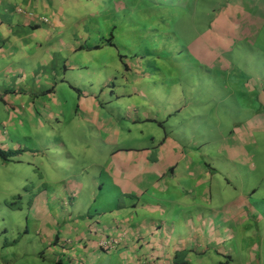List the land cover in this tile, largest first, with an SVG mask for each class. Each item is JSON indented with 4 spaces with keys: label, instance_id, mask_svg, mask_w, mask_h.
Instances as JSON below:
<instances>
[{
    "label": "crops",
    "instance_id": "0c3cea01",
    "mask_svg": "<svg viewBox=\"0 0 264 264\" xmlns=\"http://www.w3.org/2000/svg\"><path fill=\"white\" fill-rule=\"evenodd\" d=\"M224 5L226 9L217 14L210 30L191 44L190 52L198 55L201 69L216 66L204 60L205 53L215 50L208 47L209 42L218 46L226 41L232 51L237 37L247 45L264 41V0H225ZM91 7L100 16L89 20L86 15ZM110 10L115 19L105 28L101 17ZM89 25L95 28L94 36L90 35ZM136 29L137 0H0V145L6 152L0 151L10 158L16 154L23 157L22 152L29 150L21 143L13 144V149L5 144L13 125L19 129L24 125L28 130L31 123L36 132L48 126L55 133L67 119L76 125L77 132L89 135L94 144V148L81 146L91 166L82 164L74 176L90 177L79 191L73 188L67 198L58 190L52 195L40 192L35 196L30 214L43 235L42 247H52L55 253L61 240L71 236L72 248L62 253H81L77 264L85 260L98 264L107 254L116 255L121 264H264V180L257 186L245 184L244 177L238 183L231 181L232 176H243L244 171L249 178L264 172L254 146V139L259 141V135H264L259 123L250 130L245 128L236 138L239 148L244 145L243 151L235 143L232 149L223 147L220 154L215 145L210 151L197 153L201 147L197 141H190L187 131L183 139L176 138L175 123L171 122V118H187V106L180 102L183 91L172 86L165 91L166 103L152 101L150 86H136L129 81L138 72L139 63L123 62L116 74L107 68L106 80L96 83H103L99 90H85L72 81L95 66L105 69L100 59L111 56L113 49L127 42V33L132 36ZM118 55L121 61L126 57L120 50ZM220 63L218 59V66ZM112 65L117 71V65ZM252 90L261 106L264 94L259 86ZM135 96L137 103L131 102V113L139 114L137 110L148 99V108L153 112L144 110L142 118L132 114L127 117L133 126L127 129L129 134H133L134 127L146 123L135 132L142 138L131 147H116L124 130L115 120L116 108ZM54 120L58 126L53 125ZM49 161L52 166L51 158ZM47 162L41 158L38 165L44 168ZM96 177L110 179L112 193L125 200L120 207L114 203L103 213L101 230L88 237L87 244L74 246L79 226L75 200L72 217L68 216L74 228L64 220L60 232L51 226L59 225L61 207L66 202L71 204V197L80 194V199L83 192L100 185L94 181ZM106 186L101 185L100 191ZM244 186L246 191L242 190ZM101 201V208L106 210L105 198ZM28 231L26 228V235ZM245 236L248 240L252 236L251 242ZM101 243L106 245L101 247ZM21 251L6 247L2 258L10 261L7 264H17L11 258Z\"/></svg>",
    "mask_w": 264,
    "mask_h": 264
},
{
    "label": "rangeland",
    "instance_id": "374dc122",
    "mask_svg": "<svg viewBox=\"0 0 264 264\" xmlns=\"http://www.w3.org/2000/svg\"><path fill=\"white\" fill-rule=\"evenodd\" d=\"M224 1L137 0L139 29L134 30L132 36L129 33L125 34L127 42H122V45L113 49L109 54L111 56L107 54L104 60L100 59V62L105 64V69L101 70L100 67L95 66L94 69L97 71L92 69L90 73H81L72 81L85 90L92 87L97 89L99 86L101 88L103 83H96L106 80L107 68L110 69V73L116 74L115 72H120L123 62L139 63L138 72H135V77L129 81L136 86H150L154 93L152 101L166 103L165 91H169L172 86H178L177 89L184 93L180 102L187 106L185 110L187 118H171V122L175 123L176 138L183 139L187 131L190 141L195 139L198 146H201L197 153L210 151L211 145H215L218 154L221 153L223 147L227 146L232 149V146L238 143L236 138L242 131H245V128L250 130L259 123L262 129L260 132H264V103L259 106L258 95L252 90L253 87L259 86L261 93L264 94V56L262 54L264 41L256 45H247L240 42L237 37L234 39V42H237L236 49L232 51L231 44L226 41L218 46L209 42L208 47H213L215 50L213 53H205L204 60L216 66L212 67V70L210 66L201 69L198 55H195L193 50L192 53L190 52L191 44L210 30L217 14L226 9ZM99 16L100 12L98 13V10L93 7L86 15L89 20ZM113 19H115L114 11L106 12L101 17L103 26L108 28ZM88 29L91 31V36L96 34L95 28L89 25ZM124 43L126 44L123 45ZM202 46L205 47L204 44ZM119 50L121 55L126 56L122 61L118 55ZM218 59L221 60L219 66ZM112 63L117 65V71ZM117 77L119 79V76ZM104 90L108 91L107 88ZM138 90L141 92V89ZM132 91L136 94L134 89ZM172 92L180 93L179 90H172ZM149 100L142 103L139 110L136 109L139 114L130 112L131 102L132 105L137 103L136 96L126 99L122 107L116 108L117 119L115 120L123 125L124 129L119 135L120 143L116 147H131L136 140L142 138L141 133L135 132L146 123H141L137 128L134 127L133 134H129L127 129L133 126L127 122V117L132 114L142 118L144 110L153 112V109L148 108L151 104ZM190 107L191 114L188 113ZM53 125L58 126L55 120ZM153 125L148 124V126ZM167 125L172 128L170 124L167 123ZM28 126V130H25L24 125L21 129L13 125L10 129L11 136L5 142L10 145V149H13V144L25 145L29 150L26 153L22 152L24 156L21 157L19 154L11 156V154L8 165H6L7 161L0 158V256L2 258L6 247H10L22 249L17 257L11 258L12 262L17 264H77L76 261L81 253L76 255H72L71 252L62 253L63 250L72 248L70 242L73 241V237L71 236L69 240H61V243L57 245L59 250L55 253L52 252V247H42L41 241L44 238L37 229L35 220L31 218L30 210L34 206L35 196L40 192L52 195L58 190L65 194L64 198H67L70 192H73V188L75 191L80 190V186L90 178L87 174L84 179L74 177L78 174V169L82 164L90 165L88 154L81 146L85 144L84 148H94L93 141L89 135L77 132L76 125H72L70 119H67L61 126L59 125L55 133L48 126L41 132L34 131L31 123ZM232 135L233 138H231ZM259 136V141L254 139V143L257 144L254 146L258 148L257 158L264 167V140H262L264 135ZM243 146L241 144L239 148L237 144L239 151L245 150ZM0 150L6 152L1 145ZM218 157L221 158V156ZM41 158L44 162L48 161V166L42 168L38 165V160ZM50 158L52 166L49 164ZM19 160H22V163H19ZM96 164L101 163L93 165ZM241 175L243 176L240 174L232 176L231 181L238 183L244 177L245 184L257 186L264 180V172L261 175L254 174L253 178H249L246 171ZM94 181L100 182V185L90 190L92 195L89 191H85L80 199L78 198L80 194H75L74 198L71 197L72 203L66 202L61 207L62 214L57 220L59 225L51 226L57 232L61 231V220H64L67 226H72L73 222L68 216L71 215L72 204L75 200L73 205L78 214L76 217L79 220V226L77 228L78 241H74V246H79L81 243L87 244L88 237L90 239L92 235H96L101 230L99 226L102 225L103 213L108 212L114 203L120 207L125 200L124 197L112 193L109 186L112 184L110 179L96 177ZM103 184L107 186L100 191L99 187ZM242 190L246 191V187L244 186ZM104 191L105 195H103ZM104 198L106 210L100 206ZM72 219L75 220V218ZM26 228L30 231L29 235L25 234ZM245 239L249 243L252 236L249 240L245 236ZM85 255L87 259V254ZM60 260L62 261L59 262ZM78 260L81 261V259ZM86 261L82 264H94ZM9 262L4 258L0 260V264ZM98 264H121V262L116 255L107 254Z\"/></svg>",
    "mask_w": 264,
    "mask_h": 264
},
{
    "label": "trees",
    "instance_id": "16d2710c",
    "mask_svg": "<svg viewBox=\"0 0 264 264\" xmlns=\"http://www.w3.org/2000/svg\"><path fill=\"white\" fill-rule=\"evenodd\" d=\"M9 155H7V154H5V153H3V152H1L0 151V158L2 159V160H4V161H8L9 160V157H8Z\"/></svg>",
    "mask_w": 264,
    "mask_h": 264
},
{
    "label": "built area",
    "instance_id": "2783aa9c",
    "mask_svg": "<svg viewBox=\"0 0 264 264\" xmlns=\"http://www.w3.org/2000/svg\"><path fill=\"white\" fill-rule=\"evenodd\" d=\"M100 245H101V247H102V246H105L106 244H105V243H101Z\"/></svg>",
    "mask_w": 264,
    "mask_h": 264
}]
</instances>
